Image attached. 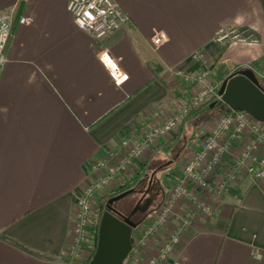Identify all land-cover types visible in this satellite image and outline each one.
Returning a JSON list of instances; mask_svg holds the SVG:
<instances>
[{
    "label": "crops",
    "instance_id": "0c3cea01",
    "mask_svg": "<svg viewBox=\"0 0 264 264\" xmlns=\"http://www.w3.org/2000/svg\"><path fill=\"white\" fill-rule=\"evenodd\" d=\"M67 1L0 0V13L13 12L0 70V264H62L77 196L99 174L88 161L179 104L168 68L205 67L217 83L250 68L264 88V0H114L128 22L102 38L75 26ZM229 26L254 40L216 42ZM155 34L165 37L157 49ZM104 52L128 76L120 86L100 60ZM201 111L160 137L138 170L182 138L194 152L196 127L210 118L197 123ZM178 256L182 264H264V180L244 178L221 196L214 216L182 234Z\"/></svg>",
    "mask_w": 264,
    "mask_h": 264
},
{
    "label": "built area",
    "instance_id": "2783aa9c",
    "mask_svg": "<svg viewBox=\"0 0 264 264\" xmlns=\"http://www.w3.org/2000/svg\"><path fill=\"white\" fill-rule=\"evenodd\" d=\"M67 10L75 26L95 38L112 34L128 22L114 0H68ZM18 21L29 24L30 18L20 16ZM12 36L13 12H2L0 70L7 61L6 51ZM214 40L225 44L253 41L254 37L247 30L229 26L217 30ZM164 41L162 34H155L152 38L154 49ZM192 58L204 61L201 52L193 53ZM100 60L117 86L127 79V74L116 59L104 52ZM168 71L177 79L181 94L173 112L161 123L143 129L138 136L120 139L117 149L88 161L87 169L99 174L77 196L62 264H76L75 260L80 258L85 248L92 250L91 259L97 242L94 227H98L101 215L94 210L99 192L113 183L119 187L131 180L139 171L138 163L160 137L171 135L201 106L220 100L217 92L221 83L212 79L207 68L189 72L170 67ZM259 75L264 81V70ZM198 136L197 149L172 174L171 185L162 193L160 202L133 229L131 248L123 264H182L178 256L181 237L193 222L214 216L219 198L228 194L240 180H264V154H259V150L264 149L263 122L245 111L230 109L217 117L208 128H200ZM102 198L107 201L109 197ZM151 248L155 249L152 253ZM252 256L262 258L257 250H253Z\"/></svg>",
    "mask_w": 264,
    "mask_h": 264
},
{
    "label": "water",
    "instance_id": "95a60500",
    "mask_svg": "<svg viewBox=\"0 0 264 264\" xmlns=\"http://www.w3.org/2000/svg\"><path fill=\"white\" fill-rule=\"evenodd\" d=\"M220 100L209 108L224 103L229 109L245 111L264 123V88L250 68L228 75L218 88ZM132 188L109 198L101 212L97 227L95 251L88 264H123L132 243V231L137 226L112 206L131 193Z\"/></svg>",
    "mask_w": 264,
    "mask_h": 264
},
{
    "label": "rangeland",
    "instance_id": "374dc122",
    "mask_svg": "<svg viewBox=\"0 0 264 264\" xmlns=\"http://www.w3.org/2000/svg\"><path fill=\"white\" fill-rule=\"evenodd\" d=\"M211 77H212V75H211ZM212 79H213V77H212ZM215 106L217 108L215 110L208 109L209 105H203L198 110H196V111H199V112H200V110H202L201 113H200V116H198V121L196 120L197 123H199L202 120L201 118L205 119V118L210 117L208 119V121L204 120L203 123L199 124V127H196L197 131L200 128L202 129L203 126H205V128H208L211 125V123L217 117H219L221 114H224V112H222L219 109L220 108L219 107L220 104H216ZM189 117H187L185 120H187ZM126 137H128V136H126ZM179 143H180V146H179ZM179 143L175 147L172 146V147H174V150L171 151V150H169L170 148L168 150H165V155L161 159L159 158L161 156L157 155L156 157H153L151 161H149V162L147 161L146 162L147 163L146 168H145L146 169L145 170L146 173L143 175L144 178H143L142 182L136 187V189L144 190L146 188V186H148L150 177L152 175L154 177L153 178L154 188H153L152 192H150L148 194V196H152V194L156 190V186L158 184L161 187L162 193L169 189V187L171 185V182H172L171 181L172 180V174L186 160L187 156L191 152V146H187L186 149H184V147H185V146H183L184 145L183 144L184 143V138H182ZM113 149H115V148H113ZM150 153H152V152H150ZM169 160L171 162V165L166 166L167 164H170V163H168ZM116 188H117L116 184L113 183L111 186L107 187L106 190H103L102 192H99V194L95 198V208H94L95 211L98 209L99 205H101V207L103 208L104 207L103 205H105V203H106V201L103 200L102 196H107V197L110 198V194H113V190H115ZM137 198H138L137 192L133 191V192L129 193L128 195H126L125 197H123L121 199V202H119V203L128 206V205H131V204L135 203ZM160 200H161V198L160 199L157 198L155 203H154V206H156L160 202ZM102 208H100V209H102ZM150 251L152 253V252L155 251V249L151 248ZM91 254H92V250L85 248V250L82 252L80 258L75 260L76 264H88L89 261H90L89 259H90ZM64 256H65V254H64ZM64 260H65V258H64Z\"/></svg>",
    "mask_w": 264,
    "mask_h": 264
},
{
    "label": "flooded vegetation",
    "instance_id": "af4514ba",
    "mask_svg": "<svg viewBox=\"0 0 264 264\" xmlns=\"http://www.w3.org/2000/svg\"><path fill=\"white\" fill-rule=\"evenodd\" d=\"M143 176L139 179V182L132 187L133 191H136L138 194V198L135 203L131 205H123L119 202L115 201L112 203V206L119 210L124 216L128 217L135 224H139L140 220L150 212L154 208V203L156 199H160L162 196V190L160 185L156 186V190L153 192L152 196H148L150 192H152L154 185H153V175L150 177L148 186L144 190L136 189V187L142 182ZM132 191V192H133ZM114 196V195H112ZM110 196V198L112 197ZM109 199V198H108ZM107 199V200H108ZM107 202V201H106ZM104 208V207H103ZM103 211V210H102Z\"/></svg>",
    "mask_w": 264,
    "mask_h": 264
},
{
    "label": "trees",
    "instance_id": "16d2710c",
    "mask_svg": "<svg viewBox=\"0 0 264 264\" xmlns=\"http://www.w3.org/2000/svg\"><path fill=\"white\" fill-rule=\"evenodd\" d=\"M219 107H220L219 109L222 112H224V113H227L230 110L224 103H221ZM208 109L215 110L217 108H216V106H213L212 108H209L208 107ZM196 112H193L192 115L194 114V116H195L196 115ZM196 120L198 121V118ZM174 147H172V150H173ZM143 171H144L143 168H141L137 172L136 176H134L131 180L127 181L126 183L120 185L115 190H113V194H110V196L119 194V193H121V192H123L125 190H128V189L132 188L134 185H136L139 182V179L141 178V176H143L146 173L145 171L144 172ZM100 208H102L101 205L98 206V209H97V213L98 214H100L102 212V210ZM146 215L140 220V222L146 217ZM96 231H97V227L95 226L94 227V235H96Z\"/></svg>",
    "mask_w": 264,
    "mask_h": 264
}]
</instances>
